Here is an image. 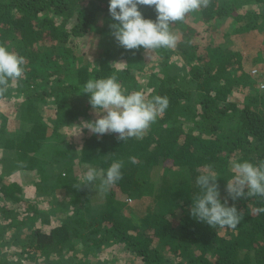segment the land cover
I'll return each mask as SVG.
<instances>
[{
  "label": "trees",
  "instance_id": "obj_1",
  "mask_svg": "<svg viewBox=\"0 0 264 264\" xmlns=\"http://www.w3.org/2000/svg\"><path fill=\"white\" fill-rule=\"evenodd\" d=\"M138 10L145 19L156 20L154 6ZM99 11L109 14V0H0V45L26 59L24 76L0 96V239L7 246L17 244L6 236L12 227L20 229L14 223L19 220L35 230L16 250L26 260L35 254L37 262L46 264H67V254L83 248L77 264H91L89 256L117 243L141 264H264V212H255L264 208V198L233 201L226 192L234 175L230 160L264 161V91L258 93V82L244 70L240 52L209 45L205 60L192 40L194 20L218 28L232 19L234 34L264 31V0H211L208 7L175 22L171 30L180 33L177 49H157L165 61L140 87L143 47H121L118 53L109 48L98 67L82 64L73 39L105 32L96 29ZM174 57H181L182 65L169 64ZM263 61L259 52L253 65H260L264 77ZM111 75L128 93L169 99L168 108L140 139L119 141L117 133L94 134L82 126L93 122L96 113L83 86ZM241 89H248L246 96L236 100ZM12 97L14 105L6 107L4 100ZM50 101L53 116L45 113ZM12 109L19 111L14 127ZM71 143L81 145L79 151ZM114 161H123V178L107 191L85 186L74 170L77 163L106 172ZM205 165L218 175L221 202L227 199L242 214L235 230L211 228L190 214L201 192L196 179ZM18 170L30 171L40 192L70 196L72 212L51 225L34 202L23 198L20 183L6 179L7 171ZM128 199L150 201L141 222L125 215ZM0 264L12 263L2 258Z\"/></svg>",
  "mask_w": 264,
  "mask_h": 264
},
{
  "label": "clouds",
  "instance_id": "obj_2",
  "mask_svg": "<svg viewBox=\"0 0 264 264\" xmlns=\"http://www.w3.org/2000/svg\"><path fill=\"white\" fill-rule=\"evenodd\" d=\"M210 3L211 0H109V14L115 21L110 25L112 35L126 50L143 47L149 53L160 48H175L179 37L171 30L172 25ZM138 6H154L156 20L145 19ZM25 63V57L0 45V96L7 92L10 82L18 83L24 76ZM261 87L264 88L263 84ZM83 93L89 95V103L100 118L84 122L82 126L94 134L117 133V139L124 142L142 138L169 106L167 96L156 95L149 99L142 91L128 93L117 82L116 75L89 79L83 86ZM130 160L136 162L135 157ZM229 165L234 175L227 180L226 192L233 201L240 197L264 198V161L253 164L230 160ZM122 167L123 161H114L106 172L87 166L82 180L85 186L99 181L100 190L107 191L123 178ZM217 179L212 165L201 169L196 179L201 192L192 201L190 214L211 228L235 230L242 214L234 205L229 206L227 199L221 202ZM255 212L262 213L264 208H257Z\"/></svg>",
  "mask_w": 264,
  "mask_h": 264
},
{
  "label": "rangeland",
  "instance_id": "obj_3",
  "mask_svg": "<svg viewBox=\"0 0 264 264\" xmlns=\"http://www.w3.org/2000/svg\"><path fill=\"white\" fill-rule=\"evenodd\" d=\"M255 11L260 12L259 7L256 5L252 6ZM108 14V13H107ZM197 17V16H196ZM97 26L96 29L98 31L105 32H90L83 37H79L73 39V46L77 49L78 53L83 57V62L85 65H91V68L98 67V64L101 60L102 54L107 49L111 48L115 52L118 53V49L121 48L118 42L115 40L112 35V29L107 28L109 24L111 25L112 17L110 14L106 15L105 12L99 11L97 13ZM194 19V18H193ZM193 19H191L193 21ZM196 29L193 35V44L197 47L195 49L197 55L200 57L206 58V50L208 46H217L220 47L225 52H240L243 57V67L244 70L250 72L251 75H254L256 78L258 93L264 91V77L259 74L261 71L260 65L254 66L253 61L257 58L259 52L264 53V31L261 30H253L245 33H232L234 29V22L232 19L227 20L224 23L217 25L218 28H215L214 23H204L202 21H196ZM232 24V26H231ZM231 31V33H230ZM178 37H180V33L178 31H173ZM227 34V36H224ZM171 49H177L171 48ZM157 50L150 51L147 50L143 53L144 60V68L145 72L139 80V86H142L144 82L150 78V75H153V72L159 69V66L162 65L163 61H165L160 54L157 53ZM183 59L181 57H174L169 61V64L173 65H182ZM194 63V61L192 62ZM264 63V61H263ZM257 73L254 74V71ZM173 71V68H171ZM180 73V72H179ZM257 90V89H256ZM242 89L235 92L234 98L236 100L243 99L246 96L248 91ZM252 94V92H251ZM17 93L14 97H16ZM4 100L6 107H10V105H14L12 99ZM14 111V115L10 119V126L14 127L16 121L19 119V111L16 109H12ZM45 113L49 116H53L55 114V107L52 101L48 102L45 106ZM103 115V114H101ZM100 118L97 113L94 114L93 122ZM81 130L83 127H79ZM74 143L79 141V136L74 139ZM68 143V142H67ZM74 143H71L72 145ZM74 148L76 151H79L81 145L74 144ZM6 157H10L9 152L6 153ZM88 165L75 164L74 170L75 172L81 176L83 173L87 171ZM60 166L55 168L58 171ZM66 171H63L65 173ZM163 172V168L158 171V175ZM11 176V180H15L20 183L22 187L23 198L26 201L34 202L38 207L40 212L44 215L43 218L51 219V225L61 223L64 219L65 213L72 212V207L70 206L69 200L70 196L64 194L63 192H55L51 195L52 192H43L44 190H38V186L36 183V178L30 171H7L6 179ZM84 183V181H83ZM99 185V181H96L93 185H89L88 187L93 188L94 186ZM95 191V190H94ZM97 192V191H96ZM149 200H129L127 202V209L125 210V215H132L137 221L141 222L142 218L147 213V207L149 206ZM41 221V219H40ZM14 223L19 226L20 229L16 228V226L12 227L9 234L6 237H11L17 241V244L6 245L7 242H4L0 239V260L8 259L12 264H24L25 261H28L29 264H46L45 262H37V258L35 254H33V259L26 260L24 256L19 254V249L21 248V244L24 243V239L29 237L35 228L31 225H26L23 221H14ZM138 224V223H137ZM37 228V226H35ZM118 244V243H117ZM106 244L103 247L96 251L97 253L89 256V261L91 264H141L139 263V258H134L133 254H128V250L122 244ZM110 245V246H109ZM19 248L16 250V248ZM86 248L80 249L76 254H67L66 263L67 264H77L82 260V256ZM166 257L169 258V253H165ZM101 257V258H100ZM171 257V256H170ZM100 258L103 262L97 263L96 259ZM124 261V262H123ZM64 264V263H59Z\"/></svg>",
  "mask_w": 264,
  "mask_h": 264
},
{
  "label": "crops",
  "instance_id": "obj_4",
  "mask_svg": "<svg viewBox=\"0 0 264 264\" xmlns=\"http://www.w3.org/2000/svg\"><path fill=\"white\" fill-rule=\"evenodd\" d=\"M101 258V257H100ZM100 258L96 259L97 263L103 262L102 260H100ZM124 262V261H123ZM108 264H110L109 262H107Z\"/></svg>",
  "mask_w": 264,
  "mask_h": 264
}]
</instances>
